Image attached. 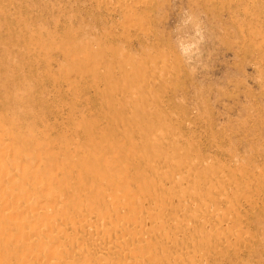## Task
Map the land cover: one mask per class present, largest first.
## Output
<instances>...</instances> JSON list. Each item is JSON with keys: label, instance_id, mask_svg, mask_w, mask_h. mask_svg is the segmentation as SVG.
<instances>
[{"label": "rangeland", "instance_id": "rangeland-1", "mask_svg": "<svg viewBox=\"0 0 264 264\" xmlns=\"http://www.w3.org/2000/svg\"><path fill=\"white\" fill-rule=\"evenodd\" d=\"M129 1L130 7L101 0H0L6 157L16 148L14 157L32 164L29 175L46 178L43 199L46 191L66 194L73 185L93 191L85 178L90 170L79 160L104 155L108 165L131 167L136 187L119 197L135 203L155 175L166 172L164 165L156 166L141 184L134 173L141 161L199 160L198 172L218 176L217 168L218 181L200 179L183 190L197 189L204 198L219 189L236 197L235 205L216 206L223 216L213 234L235 228L243 243L196 263L264 264V0ZM185 9L199 18L206 36L195 73L180 56L172 31ZM103 172L105 178L113 173L101 167L96 176ZM66 177L68 184L61 186ZM111 187L102 183V198L115 196ZM176 188L171 179L162 193ZM26 201L35 204L38 198ZM232 206L238 217L229 212ZM74 210L51 214L75 219ZM194 240L190 236L186 242ZM207 247L198 246V256ZM93 260L86 255L75 263ZM156 260L157 255L144 264H171Z\"/></svg>", "mask_w": 264, "mask_h": 264}, {"label": "bare ground", "instance_id": "bare-ground-1", "mask_svg": "<svg viewBox=\"0 0 264 264\" xmlns=\"http://www.w3.org/2000/svg\"><path fill=\"white\" fill-rule=\"evenodd\" d=\"M101 1L110 6L130 7L129 0ZM114 96L119 98L120 93L115 92ZM0 133V264H76L79 257L86 255L93 256L94 260L79 264H144L156 255L157 262L169 260L171 264H197L217 252L237 248L243 243L235 228L219 233L215 231L216 234H213V226L223 216L218 213L219 210L216 211V206L219 207L221 203H225L226 207L227 204L235 205L236 197L224 194L219 189L204 198L195 194L197 189L183 190V186L200 179L216 182L220 176L215 167L219 177H208L198 172L202 162L185 157L180 163L169 165L159 158L141 161L142 164L134 168L141 184L148 183L146 175L153 174L156 166L164 165L166 172H158L154 182L141 190L143 200L135 203L132 198L119 197L124 193L130 194L132 189L129 186L136 187L137 181L131 178V167L120 163L108 165V158L101 155L90 162L79 160L80 167L88 166L90 170L85 178L89 180L93 191L73 185L72 192L64 194L63 190L58 189L54 195V191H46L41 199L46 178L37 174L29 175L32 164L14 157L18 153L16 148L8 153L13 157L7 158L10 146L1 126ZM101 167H108L112 175L105 178L103 172L96 176ZM106 173L110 174L108 170ZM171 179L178 188L162 193L165 182ZM102 183L111 185V193L115 196L102 198ZM60 184L67 185V177L60 179ZM120 184L124 185L120 187ZM31 196L38 198L37 203L26 201ZM154 199L159 201L153 202ZM88 205L91 207L80 215V209ZM68 207L75 209V219L68 213L61 217L51 214L52 210L57 212L59 208L66 210ZM167 212L173 216L166 218ZM229 212L238 217L233 206ZM154 224V233L145 235ZM218 224H222V221ZM190 236H195L196 240L186 242ZM127 243L131 245L130 250L122 251L121 248ZM52 244L56 246L52 247ZM204 244H208V247L198 256L196 249ZM65 245L71 246L70 249L65 250Z\"/></svg>", "mask_w": 264, "mask_h": 264}, {"label": "clouds", "instance_id": "clouds-1", "mask_svg": "<svg viewBox=\"0 0 264 264\" xmlns=\"http://www.w3.org/2000/svg\"><path fill=\"white\" fill-rule=\"evenodd\" d=\"M172 31L180 56L190 66L189 71L195 73L202 61V45L206 40L202 22L185 9Z\"/></svg>", "mask_w": 264, "mask_h": 264}]
</instances>
